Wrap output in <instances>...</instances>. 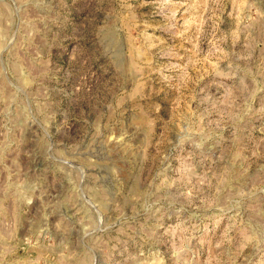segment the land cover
Returning a JSON list of instances; mask_svg holds the SVG:
<instances>
[{"label":"rangeland","instance_id":"rangeland-1","mask_svg":"<svg viewBox=\"0 0 264 264\" xmlns=\"http://www.w3.org/2000/svg\"><path fill=\"white\" fill-rule=\"evenodd\" d=\"M0 264H264V0H0Z\"/></svg>","mask_w":264,"mask_h":264}]
</instances>
